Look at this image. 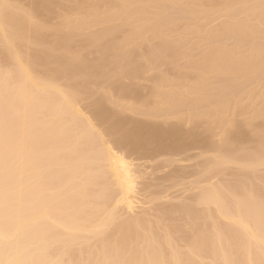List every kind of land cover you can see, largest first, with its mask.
Masks as SVG:
<instances>
[{
  "label": "rangeland",
  "instance_id": "374dc122",
  "mask_svg": "<svg viewBox=\"0 0 264 264\" xmlns=\"http://www.w3.org/2000/svg\"><path fill=\"white\" fill-rule=\"evenodd\" d=\"M217 1L219 0L188 1V7L197 10L192 15H186L185 12H183L184 15L178 11L171 12V20L166 27L164 26L166 33L163 40L153 30L154 27L152 28V23L149 22L146 14L134 13L135 10L131 12L123 10L120 3L122 1L119 0H37L40 4L34 0H10L11 5L24 6V8H30L29 11L34 9L33 11L37 12L36 15L33 14L35 12H30L31 18L32 14L34 15L30 26H35L33 24L35 20L40 21L44 29L46 26L47 30L48 26L51 30L53 29L51 31L49 27L51 33L42 31L43 29L41 32L40 29L34 31L37 36L33 34L37 40H41V43L38 42L39 40L35 41L34 37L31 41L37 44L32 43L27 47H31L33 60L38 57L41 59L42 56L45 58L41 59L42 62L38 59L36 64L31 65L29 73L33 74L30 75L33 77L35 74L41 77H47L46 74L54 76L56 71L61 69V72L56 73L55 78L52 77L54 83L57 81L56 86H59L60 90L67 89L68 93L72 90L71 95L74 94L76 99L74 96L73 99L78 102L77 110L83 114L82 117L84 115L85 118L87 117L86 121L90 120L92 127L98 134L100 133L98 136L103 137L105 142L112 141L113 131L118 127H128L134 133L140 131V134L136 133L137 139L132 141V144L139 145V149H136V144L135 148L132 145L131 151L134 149L135 151L129 155V158L131 157L133 163H136L134 164L136 167L138 165L136 170L141 179L138 180L140 184L138 196L143 200L141 201L143 205L140 204L141 206L139 205L133 214L136 213L141 220L148 219L147 221L150 220L151 224L154 223L151 227L153 230L157 228L155 231L160 238L158 243L164 244V240L169 236L163 246L166 247L167 244L169 249L172 247L177 252L178 250L186 252L187 247L190 246L188 239L193 237L192 240L190 239L193 243L197 233L201 232L199 230L201 227L198 229L197 227L204 222L205 225L209 223L211 220L209 214L213 213L214 217L216 215L214 206L199 203L201 189L210 188L211 182L223 184V188L227 185L232 186L230 194L232 198L235 196L233 198L235 200L238 191L233 194V187L235 186L236 189V186L241 185L236 190L242 187L245 189L242 184L246 182L247 185L250 184L249 189L252 187L251 189L257 193L256 188H258L264 196V168L261 165L254 166L253 174L255 175L251 178L249 173L247 174L250 170L240 168L238 163L236 164L237 161L228 162L229 164L217 170L212 168V159L216 155L215 148L219 146L222 150L225 148L227 153L239 161L240 159L245 161L250 156L256 159V155L264 154V71L262 70L264 48L259 49L264 44V15L260 21L252 18L250 24L257 30L249 38L231 37L224 31L222 33L221 29L230 19L234 21L246 19V5L231 6L233 12L230 14L224 8L225 5L221 3L218 5ZM42 3H46L47 6L44 7ZM141 3L151 8L148 0H140L139 4ZM37 4L38 8H36ZM64 18L74 27H71L73 30L70 28L71 25H68L70 29L66 28V25L62 26V22L67 21ZM55 28L59 31L55 32ZM2 29L0 28V66L6 63L9 65L8 53L5 54L6 51L2 49L5 46L7 32L6 28L4 31ZM25 31L29 33V30L25 29ZM105 31L108 34L104 38L101 36L103 39L100 37L99 42L89 41L90 37H94L92 34ZM31 33L29 35L33 39L34 35L31 36ZM52 33L56 36L62 35L64 38L67 35L69 39L65 41L59 36L61 39L56 40L58 36H51ZM54 39L58 42L62 40L58 43L59 45H63L65 41L63 46H67L68 49H64L69 50L71 55L73 53L74 59L67 54V51L61 49L63 46H58ZM52 41L57 44V48ZM51 44L55 48H52L53 51L49 47ZM156 49L161 50L159 55L164 50V53L162 52L164 55L156 56ZM218 49H222L219 55L223 56L215 62L212 70L204 73L202 60ZM24 50L23 54L27 52V49ZM41 50L43 54H39ZM27 54L30 55L29 52ZM226 56L232 60L249 57L252 59L251 66L239 78L230 77L226 71H219L226 62L224 60ZM44 59L48 60L44 61ZM22 60L28 59L26 57ZM31 62L35 63V61ZM5 68L3 70L2 66L0 71L4 72ZM200 77L201 84L198 82ZM194 86H198L199 91L195 90ZM101 87L109 88L114 103L123 106L126 111L113 107L112 102L99 95L97 90ZM226 88L230 90L225 92ZM168 96L171 99L165 101L164 99ZM173 130L177 137L171 132ZM225 131L231 132L232 135L229 134V136L235 138L237 142L225 145L222 141ZM178 132L181 133L184 142L180 140ZM183 135H185L184 138ZM178 138L181 142L177 140ZM152 140L157 142L152 143ZM149 141L152 144H149ZM126 152L130 154V149ZM246 177L247 180L242 182ZM230 188L227 187V189ZM227 189L226 192L229 191ZM240 191L249 194L248 189ZM228 197L225 195L224 198L227 203H230L232 198L230 200ZM262 206L261 212L264 209V205ZM185 207H191L196 213H193L191 208L188 210L192 211V215L187 214L189 211L185 213ZM166 210L169 214L165 212ZM123 213L116 221L118 224L114 222L110 228H107L110 230L106 233L114 232L117 229V226L114 228L115 224L119 226L121 221L131 216L127 213L125 216ZM212 215L211 218H214ZM206 216L209 218L207 219ZM147 221L145 222L148 224L150 221ZM191 225L194 228L196 226V230L192 229ZM206 227L203 225L201 229L205 228V231ZM194 230L197 231L196 234ZM155 231L151 232L155 234ZM214 232V234L217 233V231ZM157 237L156 233L154 235L156 241ZM221 238L224 239L223 236ZM170 239L173 240L172 244ZM223 242L225 244V240ZM187 244L189 246H186ZM188 253L193 257L190 252H186ZM199 260L202 259L199 258ZM203 261L206 262L205 264L209 263L207 257Z\"/></svg>",
  "mask_w": 264,
  "mask_h": 264
},
{
  "label": "bare ground",
  "instance_id": "6f19581e",
  "mask_svg": "<svg viewBox=\"0 0 264 264\" xmlns=\"http://www.w3.org/2000/svg\"><path fill=\"white\" fill-rule=\"evenodd\" d=\"M34 1L39 3L37 0ZM119 1H122L120 3L123 10H130V12L135 10L134 13L139 14L142 12L146 14L149 22L152 23V28L154 27L153 30L163 40L166 33V24L171 20V12L178 11L181 15L183 12L186 15H192L197 11L188 7V1L193 0H148L151 5L150 9L145 3L139 4L140 0ZM219 1H217V4L225 5L223 7L230 14L233 12L231 6L236 4H245V12L247 13L246 19L242 21L230 19L221 29L222 33L224 31L231 37L249 38L252 33L256 32L257 29L251 26L250 23L253 19L258 21L262 19L264 0ZM8 3L11 5L10 0ZM45 4L42 3L41 5L46 7ZM36 8H38V4ZM29 9L14 5L0 8V28H3V31L6 28L7 32V36L4 32L6 36L5 46L2 49L9 56V65L4 64L8 69L2 65L5 71H0L3 72L0 73V144L3 146L5 156H7L9 149H13L14 161L12 175L6 173L3 178L5 184L10 183L11 195L7 199V206L0 210V264H153L157 260H165L168 264H203L206 257L209 260L207 264H264V209L261 212L262 205H264V196L261 195L262 191L258 188H256L257 193L251 189L252 187H250V190L248 188L250 184L248 186L247 182L242 184L245 189L242 187L243 189L240 190L246 191L248 189L249 194L236 190L241 185L240 187L236 186V189L235 186L233 187V194L235 191V194L237 191L239 194L236 195V200L233 199L235 196L233 195L232 198L230 194V192L232 193V186L230 185H227V187L231 188L227 189L226 186L225 188L222 187L223 184L218 185L211 182L212 186L210 185V188L204 189V187L201 189L199 200L206 192L211 190L215 192L220 202V208H217L215 202L210 204V206H214L215 217L212 215L213 213L209 214L211 220L209 219L210 221L206 225L205 222L203 223L205 227L209 224L205 231V228L201 229L203 225L197 227V229L201 227L199 229L201 232L197 233L196 240H193V243L191 241L193 237L190 238L191 240L188 239L190 246L186 245L189 246L186 252H190L193 257L189 253L186 254L185 251L178 250L177 252L172 247L169 249L167 244L166 247L163 246L169 236L164 240V244L160 245L158 243L160 238L158 232L155 231L157 228L153 230L151 227L154 223L151 224V221L149 220V222L147 219L145 221L151 224L148 225L136 216V213L133 214L140 204L143 205L141 202L143 200L138 196L140 192V190L138 192L140 185L138 182L141 180L136 170L138 165L136 167V163H133L131 157L129 158V155H132L131 153L135 149L131 151V148H129L130 154L121 152L113 155L108 152L107 145L111 141L105 142L102 139L103 137L98 136L100 133L91 130L88 123L89 118L86 121L87 117L85 118L84 115L83 118V114L81 113V115L80 110H77L79 109L78 102L74 101L76 97L73 94L75 97L73 99L72 90L69 91L70 93L67 89L60 90V87L56 86L58 85L57 81L54 83V76L61 69H58L56 73L54 72V76L46 74L47 77L45 75V77H41L35 74V77H33V75H30L33 74L29 73L31 72V65L36 64L39 57L33 60L31 47L27 46L35 43L32 42L34 37L35 41H41L40 39L37 40L34 31L40 29L41 32L43 29L42 31L49 32L50 26H48V30L47 26L46 29L30 26L37 12L33 11L34 9L29 11ZM30 12L34 14H32V18L31 15L29 16ZM129 13L128 15L131 16ZM173 13L172 15H174ZM65 25L67 28L71 23L68 20L62 22V26ZM71 27L73 26L71 25ZM25 29L29 30V33L33 31L31 36L34 34L36 36L34 35L32 39ZM161 29L164 30L161 31ZM54 31L59 30L56 31L55 28ZM106 31L92 34L94 37H90L89 41L96 40V42H99L101 36L104 38L110 32V30ZM25 32L27 34L24 35ZM53 33L51 36L54 35ZM38 34L40 35V33ZM40 36H43V34ZM57 36L54 35V37ZM59 36L55 39H61L62 35ZM65 37L62 38L67 41L69 38H67V35ZM102 37L101 39H103ZM56 40L54 42L57 44L62 41L58 42ZM49 42L51 43V41ZM54 42L52 44H55L56 48L63 46L62 44L57 46ZM42 43L45 45L44 42ZM47 44L49 45V43ZM52 44L49 47L53 51L55 48ZM64 46L61 49L67 48V46ZM263 48L264 44L259 47V49ZM24 49H27L25 54H23ZM47 49L50 50V48ZM156 50V56L164 55V50L160 55L161 50ZM34 51L33 53H35ZM66 51L74 59L73 53L71 52V55L69 50ZM28 52L30 55L27 54ZM219 53H222V49L211 52L208 58L202 60V67H204L202 71L204 73L214 68L215 62L220 59V56H223ZM20 54L23 56L21 57ZM39 54H43L42 50ZM45 54L47 55V53ZM26 57L27 61L22 60ZM29 58L35 63H32ZM46 60L44 59V61ZM224 60L226 62L219 68V71H226L230 77L237 79L251 66L250 61L252 59L241 57L232 60L229 56H226ZM39 61L38 63H40ZM28 66H30L29 69ZM262 70L264 71V66ZM198 82L201 84V77ZM57 87L58 89H56ZM194 87L195 90L199 91L198 86ZM226 90L230 89L226 88L225 92ZM169 98L170 96L164 100L166 101ZM151 110L153 111V109ZM138 126L140 127V125ZM136 130L138 131V129ZM171 132L174 133L175 131ZM136 133L140 134V131ZM179 133L178 135L181 138V133ZM174 134L177 137V134ZM182 134L185 133L182 132ZM223 134L222 141L225 145H230L229 143L236 140L229 136V134L232 135L231 132L225 131ZM169 135L171 134L169 133ZM185 135H183V138ZM152 141L154 143L156 140ZM149 142V144H152L151 141ZM135 144H132L133 147ZM137 145L136 149L139 147ZM175 146L177 147V145ZM221 148L220 146L215 148L216 155L212 159V168L217 170V168L220 169L228 162L237 161L236 164L238 163L240 168L243 167L246 168L244 170L251 171H247L250 178L255 175L253 174L255 167L261 165V159L264 157V154L256 155V159L252 158L254 156H250L242 162L241 159L240 161L234 159L227 153L228 151L225 148L224 151ZM230 156L235 161L231 160ZM126 177H130V183L133 185L131 189L125 183ZM245 180H247V177L242 182ZM248 180L250 179L248 178ZM226 189L229 190L227 191L229 193L226 192ZM223 193L227 197L230 195L228 197L229 199L232 198L230 203L226 202ZM242 193L246 194L247 197H243L244 194L241 195ZM204 205L209 206V204ZM188 208L191 207H185V213L189 211ZM109 211L112 212L109 221L111 225L118 221L119 215L122 216L123 212H125L123 215L127 216V213L131 216H128L126 220L122 219L125 220L123 222L120 220L119 226L116 223L114 228L117 226V229L114 232L106 233L110 229L105 231L103 227L108 219L104 213ZM167 211L165 212L169 214ZM192 211L190 210L187 214L192 215ZM193 213L196 212L193 211ZM187 214L185 215L188 216ZM211 215L214 218H211ZM53 220L56 223H53ZM192 229L196 230V226L195 228L192 226ZM195 230L194 234L197 232ZM151 231L157 233V241L154 238L156 233L153 234ZM214 231H217L218 234H214ZM221 233H223L224 239H220L222 237ZM170 240V244H172L173 240ZM224 240L225 244H223ZM164 249L168 251H164ZM199 258L202 260H199Z\"/></svg>",
  "mask_w": 264,
  "mask_h": 264
},
{
  "label": "snow or ice",
  "instance_id": "6c2138e0",
  "mask_svg": "<svg viewBox=\"0 0 264 264\" xmlns=\"http://www.w3.org/2000/svg\"><path fill=\"white\" fill-rule=\"evenodd\" d=\"M11 5L7 2V0H0V8L3 7H10ZM33 24L37 28L43 27L39 21H33ZM98 94L101 95L103 98H107L109 102L113 103V107L119 108L120 111H126V109L121 106L114 103L113 98L111 96V91L107 87H101L97 90ZM82 115V114H81ZM151 118V117H149ZM89 127L92 131H95L94 128L91 126V122H89ZM137 139L136 133H134L130 128L128 127H118L114 129L113 131V137L112 141L109 145H107V150L110 154H117L121 152H126L132 145V141ZM122 159V157H120ZM13 149L8 150L7 156H5V152L3 149L2 144H0V210H3L7 206V199L11 195V186L10 183L5 184L4 182V176L5 174L12 175V168H13ZM261 167L264 168V157L261 159ZM125 183L128 185V188H132V184L130 183V177H126ZM213 202L216 203L217 208H220V202L218 198L216 197L215 192L209 190L204 194L202 199L200 200V204H212ZM47 211V209H45ZM104 215L108 218L104 223V229L106 230L111 226L110 219L112 216V212H105ZM53 223H56L55 220L52 221ZM67 230V229H66ZM171 246V245H170ZM153 264H168L165 260H157L153 262Z\"/></svg>",
  "mask_w": 264,
  "mask_h": 264
}]
</instances>
